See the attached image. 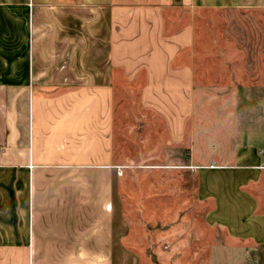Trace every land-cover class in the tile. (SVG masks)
I'll list each match as a JSON object with an SVG mask.
<instances>
[{
    "label": "crops",
    "instance_id": "0c3cea01",
    "mask_svg": "<svg viewBox=\"0 0 264 264\" xmlns=\"http://www.w3.org/2000/svg\"><path fill=\"white\" fill-rule=\"evenodd\" d=\"M256 1L0 0V264H139L118 197L121 94H139L180 146L197 19ZM262 190L247 195V235L264 253Z\"/></svg>",
    "mask_w": 264,
    "mask_h": 264
},
{
    "label": "rangeland",
    "instance_id": "374dc122",
    "mask_svg": "<svg viewBox=\"0 0 264 264\" xmlns=\"http://www.w3.org/2000/svg\"><path fill=\"white\" fill-rule=\"evenodd\" d=\"M197 20L193 110L180 146L140 110L139 94H121L123 243L139 264H264L247 235V195L264 183L248 168L264 156V8L211 9ZM190 160L194 168H180Z\"/></svg>",
    "mask_w": 264,
    "mask_h": 264
},
{
    "label": "built area",
    "instance_id": "2783aa9c",
    "mask_svg": "<svg viewBox=\"0 0 264 264\" xmlns=\"http://www.w3.org/2000/svg\"><path fill=\"white\" fill-rule=\"evenodd\" d=\"M119 174H121V173H119Z\"/></svg>",
    "mask_w": 264,
    "mask_h": 264
}]
</instances>
